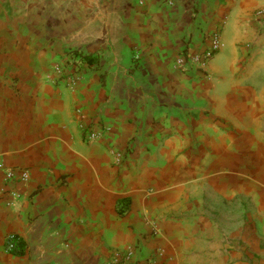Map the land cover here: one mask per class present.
Listing matches in <instances>:
<instances>
[{
	"label": "crops",
	"instance_id": "0c3cea01",
	"mask_svg": "<svg viewBox=\"0 0 264 264\" xmlns=\"http://www.w3.org/2000/svg\"><path fill=\"white\" fill-rule=\"evenodd\" d=\"M0 163V264H264V0H0Z\"/></svg>",
	"mask_w": 264,
	"mask_h": 264
},
{
	"label": "built area",
	"instance_id": "2783aa9c",
	"mask_svg": "<svg viewBox=\"0 0 264 264\" xmlns=\"http://www.w3.org/2000/svg\"><path fill=\"white\" fill-rule=\"evenodd\" d=\"M221 33L219 31H216L212 33L209 39V46L208 48L203 51L202 53H185L177 60V66L180 67V69H185L186 67H196L198 69L204 70L207 66V64L213 59V57L220 51L221 49ZM79 57L69 55L68 59L66 60V63L64 65L58 64L56 66V73L60 75L61 77L64 76L65 70L69 69V71H72L73 69H78L79 66ZM67 78L70 82L71 86H74L76 79L72 76V74L67 73ZM66 75V74H65ZM80 115V128L82 130H86V139L90 142H94L99 140L101 137H103V132L98 131L95 127H91L90 125L86 124V116L81 112L78 111ZM87 125V126H86ZM115 163L116 165L120 166L123 163L124 157L122 153L120 152H113ZM4 170V166L2 163H0V171ZM7 177L9 180H12L16 177L15 171H8ZM21 181L27 182L29 180V175L27 172H23L20 176ZM17 236L14 234H10L6 238V250L8 252H12L13 250V240ZM134 257V252L129 251L126 255V261H130ZM116 264H122L116 261ZM150 264H157L156 262H151Z\"/></svg>",
	"mask_w": 264,
	"mask_h": 264
},
{
	"label": "trees",
	"instance_id": "16d2710c",
	"mask_svg": "<svg viewBox=\"0 0 264 264\" xmlns=\"http://www.w3.org/2000/svg\"><path fill=\"white\" fill-rule=\"evenodd\" d=\"M71 54H74L75 56H79L80 58V63H89V64H93L97 61V57H93L90 55H84L82 53H80L79 51H73L70 52ZM130 202L127 200L121 201L120 204L118 205V213L120 214V216H126L129 211H130ZM13 250L12 253L16 256H22L25 253V244L24 242L19 239L18 237H16L13 242Z\"/></svg>",
	"mask_w": 264,
	"mask_h": 264
},
{
	"label": "rangeland",
	"instance_id": "374dc122",
	"mask_svg": "<svg viewBox=\"0 0 264 264\" xmlns=\"http://www.w3.org/2000/svg\"><path fill=\"white\" fill-rule=\"evenodd\" d=\"M224 218H226V216H224Z\"/></svg>",
	"mask_w": 264,
	"mask_h": 264
}]
</instances>
